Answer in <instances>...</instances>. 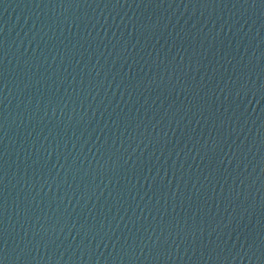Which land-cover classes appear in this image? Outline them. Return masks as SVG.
<instances>
[{
    "label": "water",
    "instance_id": "obj_1",
    "mask_svg": "<svg viewBox=\"0 0 264 264\" xmlns=\"http://www.w3.org/2000/svg\"><path fill=\"white\" fill-rule=\"evenodd\" d=\"M0 264H264V0H0Z\"/></svg>",
    "mask_w": 264,
    "mask_h": 264
}]
</instances>
